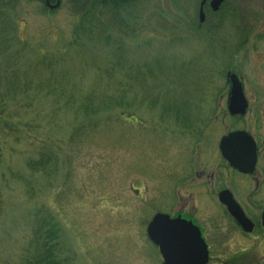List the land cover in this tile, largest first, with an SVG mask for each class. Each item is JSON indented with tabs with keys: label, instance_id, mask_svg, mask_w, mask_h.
<instances>
[{
	"label": "rangeland",
	"instance_id": "obj_1",
	"mask_svg": "<svg viewBox=\"0 0 264 264\" xmlns=\"http://www.w3.org/2000/svg\"><path fill=\"white\" fill-rule=\"evenodd\" d=\"M101 1L60 0L51 9L57 0H49L50 7L45 0H0V55L19 56L15 68L22 72L23 56L53 53L67 93L39 97L41 105L31 102L13 126H0L5 163L16 172L28 177L26 160H38L45 149L54 158L53 176L32 181L31 200L21 186L10 183L4 191L0 264L16 262L28 241L32 214L41 206L60 229L58 257L66 264H162L146 227L155 214L175 212L180 161L195 139L185 122L174 118L196 124L197 114L202 119L216 110L218 104L209 98L229 94L228 74L264 109V0H226L224 12L208 13L201 30L200 0ZM82 18L99 29L93 41L76 32ZM94 82L107 83L116 99L123 90L124 101L134 107L100 114L91 120L97 128L89 130L84 128L91 122L82 121L75 107ZM149 86L154 93L144 97ZM167 97L173 98L171 106L165 105ZM69 98L72 108L65 107ZM180 98L182 112L165 116L163 108L174 107ZM153 101L158 105L151 106ZM28 119L37 126L27 129ZM227 126L220 121L209 127L206 148Z\"/></svg>",
	"mask_w": 264,
	"mask_h": 264
},
{
	"label": "flooded vegetation",
	"instance_id": "obj_2",
	"mask_svg": "<svg viewBox=\"0 0 264 264\" xmlns=\"http://www.w3.org/2000/svg\"><path fill=\"white\" fill-rule=\"evenodd\" d=\"M212 2L200 0L198 30L204 27L208 13L216 16L224 12L226 0L218 10L212 9ZM200 10L204 15L202 23ZM209 99L218 106L202 114V119L197 114L196 125L205 128L194 133V143L187 150L186 159L180 161L183 174L173 187L177 208L174 213L165 214L190 222L199 230L207 264H264V122L257 120L264 119V109L258 100L244 95L245 114L231 115L229 94ZM252 115L256 119H249ZM220 121L228 126L217 143L207 147L211 154H204V134ZM229 137L224 153L234 156L235 163H230L220 151L221 141Z\"/></svg>",
	"mask_w": 264,
	"mask_h": 264
},
{
	"label": "trees",
	"instance_id": "obj_3",
	"mask_svg": "<svg viewBox=\"0 0 264 264\" xmlns=\"http://www.w3.org/2000/svg\"><path fill=\"white\" fill-rule=\"evenodd\" d=\"M113 1L115 4L117 2H130V0H102L101 2ZM76 26V32L79 36L87 38L89 41L95 39L94 33L99 32L98 27L91 22L89 19H81V22ZM92 43V42H91ZM24 48L27 49L30 45L28 42L24 41ZM53 53L49 52L45 55H32V57L23 56L24 69L18 71L15 67L19 62V56L16 54L4 53L0 55V126H11L14 122L19 121V113L22 110L31 109L33 101L38 105H41L39 101H36L39 97H65L67 95L64 84L61 82L65 79L63 73H57L53 67L58 61H54ZM57 56V50L54 52ZM60 61V60H59ZM112 68H114L112 66ZM119 70V69H118ZM125 76H129L131 73L127 70H119ZM112 76H106L107 80H111ZM135 75L129 77V79L137 78ZM128 78V77H127ZM153 78V77H152ZM59 84H55V83ZM113 88L118 87L116 84H111ZM131 85L129 84L128 87ZM131 88V87H130ZM65 89V90H64ZM72 92H77L73 86L70 87ZM120 89V88H119ZM129 89V88H128ZM144 88H141L143 90ZM109 94L107 97H100L99 95ZM129 93V92H128ZM144 97L150 96L152 93V87L146 88L143 91ZM170 93L166 92L168 96ZM23 96L21 102L17 101V96ZM125 93L120 95L121 97L116 99L117 96L110 93L107 83L102 84L100 82H94L93 87L86 93L85 97L77 103L75 111L78 114L83 115V120L86 122H91L93 118H96L100 114L115 110L117 107L121 110H131L134 105L133 102H125ZM102 98H104L102 100ZM165 105H170L173 100L171 97H167ZM60 99V98H59ZM63 99V98H61ZM70 99V98H69ZM174 102V107L170 109L164 107L162 112L165 116H170L174 118L175 113H181L184 108L183 100ZM73 100L66 101L65 107H73ZM155 102V101H153ZM157 102L151 104V106L158 105ZM189 103V102H187ZM159 104V106H162ZM171 106V105H170ZM168 114V115H167ZM165 118V117H164ZM129 120L128 118H125ZM132 120V119H131ZM130 120V122H131ZM174 122H185V128L190 132H197L198 127L194 122H189L187 117L174 118ZM189 122V123H188ZM196 122L198 119L196 117ZM40 123V122H39ZM128 123V122H125ZM25 127L30 130L31 127L35 125L34 119L24 120ZM97 123L91 122L88 127L84 129L92 130L97 128ZM85 126V125H84ZM81 126V129L84 127ZM40 127V126H39ZM2 134L0 133V217L3 212V194L4 191L9 187V184H15L21 186L26 191V196L29 200L32 194V181L36 179V176L42 175L45 178H49L52 175L54 158L50 150L45 149V153L40 155L39 159L31 158L26 160L25 172H27L28 177L25 174L16 172L11 166L5 163L4 155L2 154V147L6 146V140H2ZM31 227L29 231L28 241L22 248L20 255L18 256L14 264H66L64 261L60 260L58 257V252L60 248L59 235L60 229L55 223L52 214L45 209L44 206L36 208L32 214Z\"/></svg>",
	"mask_w": 264,
	"mask_h": 264
},
{
	"label": "water",
	"instance_id": "obj_4",
	"mask_svg": "<svg viewBox=\"0 0 264 264\" xmlns=\"http://www.w3.org/2000/svg\"><path fill=\"white\" fill-rule=\"evenodd\" d=\"M59 1L57 0L53 7L49 6V0H45V4L51 9H56L59 6ZM222 2L223 0H213L212 9L218 10ZM203 17V12L200 10L199 20L201 23L204 21ZM226 79L231 86L228 112L231 115L245 114L246 102L239 79L233 74H228ZM229 139L230 137L221 141L220 151L230 163H235L237 159L234 156L224 153V147ZM146 236L149 242L157 248L162 264H207L204 242L199 230L190 222L156 214L147 225Z\"/></svg>",
	"mask_w": 264,
	"mask_h": 264
}]
</instances>
